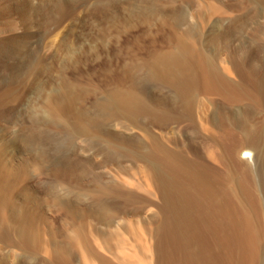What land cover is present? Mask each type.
Masks as SVG:
<instances>
[{
    "label": "rangeland",
    "instance_id": "1",
    "mask_svg": "<svg viewBox=\"0 0 264 264\" xmlns=\"http://www.w3.org/2000/svg\"><path fill=\"white\" fill-rule=\"evenodd\" d=\"M0 92V264H264V0H0ZM126 184L153 214L113 240Z\"/></svg>",
    "mask_w": 264,
    "mask_h": 264
},
{
    "label": "crops",
    "instance_id": "2",
    "mask_svg": "<svg viewBox=\"0 0 264 264\" xmlns=\"http://www.w3.org/2000/svg\"><path fill=\"white\" fill-rule=\"evenodd\" d=\"M135 186H128L126 184L124 186L126 192L124 193L123 199L122 194H120V200H122H119V204H117L115 201H112L113 203L111 205V209H109V207L107 208V214L109 215V217H98L99 221L101 219H104L99 223V226L102 225L101 227L104 228L103 232L105 233L106 237L110 236L113 240H117L119 238L127 239L128 237L135 238L137 237L136 234L138 232V228L135 227L137 218L142 219L145 216H151L153 214V212L151 211L153 201L151 199V193L149 192L151 188H145L141 185ZM88 208L89 225H92V218L93 222L96 218V216H94L96 210L93 211L90 207ZM108 210L110 213H108ZM92 212L94 213V215H92ZM93 253L94 262L98 257V259L103 260V262H108L109 264H111V258H108L100 253Z\"/></svg>",
    "mask_w": 264,
    "mask_h": 264
},
{
    "label": "bare ground",
    "instance_id": "3",
    "mask_svg": "<svg viewBox=\"0 0 264 264\" xmlns=\"http://www.w3.org/2000/svg\"><path fill=\"white\" fill-rule=\"evenodd\" d=\"M191 2V1H190ZM195 2V1H194ZM205 6V5H204ZM222 10V9H221ZM221 13V12H220ZM219 13V14H220ZM180 15V14H179ZM216 15H217V13H216ZM71 25V24H70ZM201 39V38H200ZM1 93V92H0ZM135 99H133V97L132 96H129V95H125V94H123L122 92H118L117 94H115L114 96H113V98H112V100H111V102L108 104H100L99 105V107L101 108L102 107V109H104L105 111H107V112H109V110L111 111L112 109H115L114 111V114H110V116L112 115V116H118L119 114H121L122 112H123V107H126L127 108V106L128 105H131L132 104V101H134ZM115 107V108H114ZM81 126V125H80ZM83 129V128H82ZM88 129V128H87ZM89 130V129H88ZM85 131H86V129H85ZM82 132V131H81ZM83 132H84V130H83ZM88 132V131H87ZM90 135V134H89ZM50 136H51V134H50ZM26 146V145H25ZM10 148V147H9ZM118 148H120L119 146L117 147V149L115 150V153H118V154H120V151H119V149ZM2 153V152H1ZM253 154V153H252ZM4 177V176H3ZM8 179V178H7ZM5 180V179H4ZM3 180V181H4ZM9 181V180H8ZM7 181V182H8ZM6 184H9V183H6ZM15 184V183H14ZM5 184L3 183V185H1V187L2 186H4ZM13 186V185H12ZM120 188H121V186H120ZM105 189L107 190L108 189V186H104V187H101V189L99 190V193H98V196L96 197H94L93 198V200L96 202V203H98L99 204V206L98 207H103L102 209H101V211H100V215H98V217L100 218H105L106 216H108L109 217V215L107 214V208L110 206L109 205V202L108 201H115V199H116V194H114L113 192H109V193H106L105 192ZM1 191H2V189H1ZM9 191V190H8ZM104 191V192H103ZM6 192V191H5ZM9 194V193H8ZM35 194V193H34ZM4 196V195H3ZM72 199V198H71ZM75 199H76V197H75ZM61 200V199H60ZM119 200H120V198H119ZM119 200L118 201H115L117 204H119L118 202H119ZM63 201V200H62ZM69 201V200H68ZM65 202V201H64ZM92 206V205H91ZM96 211H98V210H96ZM108 212H109V210H108ZM140 215V214H139ZM152 216V215H151ZM16 217V216H15ZM3 219H1L0 220V238L2 237V238H4V239H6L5 240V242H4V244H6V245H12V244H14L15 242L13 241V238H11L12 237V235H11V230L13 229V222H12V219L11 218H9L8 216L6 217L4 214H3V217H2ZM98 219V218H97ZM107 219V218H106ZM31 222V221H30ZM85 224V223H84ZM112 224V223H111ZM118 224V223H117ZM87 225V224H86ZM89 226V230H93V229H91V227H93L92 225H88ZM19 227V226H18ZM5 228H7V229H5ZM93 228H95V227H93ZM4 229L6 230V231H8V233H5L4 232ZM32 228L30 227L29 229L27 228V227H24V226H22L21 225V227H20V235H21V240L19 239V245L23 248V249H25V250H33V249H36V247L40 244V248H42L44 245H42L43 244V238L42 237H40L41 236V234L39 235V233L40 232H38L37 231V228H35L36 229V231L34 230V229H32ZM75 229V228H74ZM84 230V229H83ZM82 230V231H83ZM88 230V229H87ZM72 231V230H71ZM73 231H75V230H73ZM82 233V232H81ZM68 234V233H67ZM70 234V233H69ZM75 234V233H74ZM78 234V233H77ZM167 234V233H166ZM79 235H80V233H79ZM88 235V234H87ZM94 235V234H93ZM120 235V234H119ZM69 236V235H68ZM82 236V235H81ZM80 236V237H81ZM168 236V235H167ZM85 237V236H84ZM166 237V236H165ZM68 238H70V237H68ZM72 238V237H71ZM70 238V241H72L73 239H71ZM74 238V237H73ZM86 238V237H85ZM91 238V235H89V239ZM95 238V237H94ZM84 239V238H83ZM2 240V239H1ZM51 240H52V238H51ZM82 240V239H81ZM85 240V239H84ZM76 240H74L73 242H75ZM86 241V240H85ZM94 241V240H93ZM92 241V242H93ZM122 241V240H121ZM82 242H84L83 240H82ZM81 242V243H82ZM89 242V241H88ZM91 242V241H90ZM95 242V241H94ZM93 242V243H94ZM117 242V241H116ZM119 242V241H118ZM45 243V242H44ZM78 243V248H84L85 247V244L84 243ZM101 243H102V241H101ZM100 243V244H101ZM120 243V242H119ZM69 244H72V242H70ZM76 244V243H75ZM79 244H81V245H84L83 247H81V245H79ZM87 244H89V243H87V241H86V245ZM99 244V245H100ZM124 244V243H123ZM77 245V244H76ZM75 245V246H76ZM96 245H98V244H96ZM42 246V247H41ZM72 246V245H71ZM75 246H74V248H75ZM80 246V247H79ZM87 246H89V245H87ZM91 246H92V244H91ZM91 246H90V248H91ZM94 246V245H93ZM102 246H103V244H102ZM110 246V244L108 245V246H106V247H109ZM113 246V245H112ZM120 246H121V243H120ZM77 247V246H76ZM100 247V246H99ZM117 247V246H116ZM39 247H37V249H38ZM72 248H73V246H72ZM89 248V249H90ZM112 248V247H111ZM111 248H109V249H111ZM174 248V247H173ZM77 249V248H76ZM88 249V250H89ZM92 249H94V248H91V250ZM106 249V248H105ZM49 250V249H48ZM56 250V249H55ZM58 250V249H57ZM56 250V251H57ZM79 250V249H78ZM81 250V249H80ZM96 250V249H95ZM56 251L54 252H52V253H50L49 251V253L51 254V255H49L50 256V258H52L51 256H53V260H55V261H60L59 263L57 262L56 264H73L72 263V255H67L66 257L65 256H63V254L62 255H59L58 256V254L56 253ZM58 252V251H57ZM89 252V251H88ZM95 252V251H94ZM90 253H93V251L92 252H90ZM59 254H60V252H59ZM94 254V253H93ZM96 254V253H95ZM175 254V253H174ZM61 256H63V257H65V258H63V257H61ZM62 258V259H60L59 260V258ZM117 257V256H116ZM50 262H51V260H50ZM87 262V261H86ZM54 264H55V262H54ZM113 264H115V262H113Z\"/></svg>",
    "mask_w": 264,
    "mask_h": 264
}]
</instances>
